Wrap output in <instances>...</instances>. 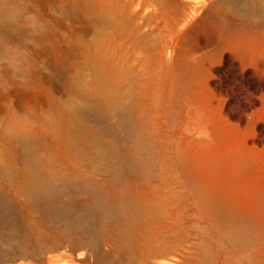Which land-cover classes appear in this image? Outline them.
<instances>
[{
    "label": "rangeland",
    "instance_id": "374dc122",
    "mask_svg": "<svg viewBox=\"0 0 264 264\" xmlns=\"http://www.w3.org/2000/svg\"><path fill=\"white\" fill-rule=\"evenodd\" d=\"M113 1L115 6L100 0H0V149L12 164L10 175L0 167L4 200L0 264H43L45 256L44 264L67 263L71 258L75 264H94L80 259L87 252L68 242V222L92 201L84 191L85 181L79 178L69 188L75 196L61 195L53 202L30 201L27 191L36 187L39 176L46 175L50 156L70 172L90 171L89 180H108L111 173L96 165L99 158L82 157L78 147L88 134L105 144L128 145L130 137L108 105L115 97L136 107L143 84L159 90L155 119L163 123L166 141L159 155L172 157L175 173H199L202 182L213 179L233 201L237 198L244 205L256 202L253 196L264 191V0H214L208 26L218 30L221 51L215 55L214 45L207 48L204 85L187 91L183 83L176 87L177 74L170 65L189 61L182 55V26L197 18L191 10L198 0H188L184 11L171 6V0H160L161 5L159 0ZM29 14L36 17L35 29L26 27ZM8 45L29 53L22 60L25 71L18 74L25 77L24 82L13 79L4 62ZM114 75L118 76L115 87L106 91L103 83ZM80 87L89 90L84 111L77 108L82 101ZM200 96L207 99L208 119L201 118ZM235 155L245 164L239 172L233 168ZM163 168L158 162L156 175ZM126 179L128 188L134 189L135 179ZM50 180L60 184L54 177ZM174 181L175 176L168 178V183ZM108 187L112 192L116 189L112 184ZM51 204L57 212L67 211L69 205L72 212L65 219L55 211H44ZM254 206L248 241H236L227 234V229L239 224L226 217H210L193 231L196 241L203 238L215 253L217 264H264V206ZM25 220L31 222L28 229ZM25 228L30 247L36 248L34 239L40 231L51 247L27 255L23 245L8 240L23 237ZM71 232L76 240L91 235L87 227L74 226ZM55 241L63 243L53 245ZM98 249L110 251L103 242ZM50 254L62 261L52 256L49 263Z\"/></svg>",
    "mask_w": 264,
    "mask_h": 264
},
{
    "label": "bare ground",
    "instance_id": "6f19581e",
    "mask_svg": "<svg viewBox=\"0 0 264 264\" xmlns=\"http://www.w3.org/2000/svg\"><path fill=\"white\" fill-rule=\"evenodd\" d=\"M161 2L157 1L159 5ZM187 2L188 0H171V6L184 11ZM213 2L214 0L196 1L191 12L197 18L191 24L182 26L185 29L182 41L184 53L182 55L190 62H172L170 65V70L177 74L176 87L179 89L182 83L185 91L189 88L203 86L204 63L209 58L207 48L214 45L216 47L215 55L221 51L218 30L208 26L209 20L213 18L211 14ZM102 3H110L111 6L112 4L115 6L117 2L100 0V4ZM222 22V20H218V24ZM200 35L205 37L204 40L200 38ZM238 39H242V37ZM167 50L170 56V50ZM117 80L118 76L114 75L105 84L103 83L105 90L109 91L114 88ZM155 86L152 84L140 86V101L134 108L132 104H123L121 100L111 95L114 101L108 107L115 112L120 124L129 135L128 145L122 143L117 147L105 144L95 136L88 134L85 144L78 147L82 157L95 156L99 158V163L96 165L107 168L111 173L108 180H89L87 177L90 171L79 169L70 172L63 164L55 162L53 156H50L46 175L39 176L36 187L27 191L30 201L49 200V202H53L61 195L75 196V193L69 188L79 178L85 181L86 189L84 191H88L92 196V201L77 213L74 220L68 222L67 227L69 230L68 242L71 247L80 248V251L81 249L85 250L83 254L87 252L85 257H80L82 260H91L94 264H211L212 262L217 264L215 253L209 251L203 238L197 242L193 237V231L210 217L216 219L226 217L229 221L239 224V228L227 229V234L236 241H248L249 232L253 227L251 213L254 211V203L264 206V191L253 196L256 202L244 205L237 198L233 201L228 190L221 189L212 177H208L209 180L212 179L211 181L202 182L199 173L177 174L174 172L172 157L167 155L160 157L159 152L166 141L162 134L163 123L155 119V111L161 101L159 90ZM77 91L82 96V101L77 105V108L84 111L85 104L88 103L84 96L89 90L86 87H80ZM198 100L199 107L202 106L201 118L208 119L206 97L200 96ZM202 125L203 128L206 126L203 123ZM54 130L57 132L56 129ZM176 156L180 161H184L179 152L176 153ZM158 162L164 168L162 173L156 175ZM232 162L235 172H239L245 165H243L242 158L236 155ZM0 167L4 168L8 175L11 174L12 164L5 159L1 149ZM129 176L135 179L134 189L128 188L126 178ZM154 176L158 178L156 182L152 181ZM171 176H175L174 183H168V178ZM50 177L56 178L60 184L52 182ZM111 180L117 181L119 184L114 185ZM109 184L116 187L113 192L108 190L110 189ZM3 202L4 200L0 196V208L3 207ZM57 209L51 204L45 207L44 211H55L58 216L65 219L72 212L69 205L68 210L64 212L59 210L57 212ZM93 221L97 224L96 227L93 226ZM23 223L27 229L31 226V222L28 220ZM74 226L87 227L91 233L90 238L87 240L74 239L71 232ZM26 228L23 231L25 233L23 237L8 240L10 242L15 240L23 245L27 255L34 254L35 249L44 252L51 247V243L45 244V234L42 231L38 232L34 239L37 244L36 248L30 247ZM102 242L110 247V251L98 249V245ZM52 243L56 245L63 242ZM62 250L61 255L66 256L65 252L62 254ZM52 256H48V258L50 257L49 263L52 262L51 258L57 259L55 255ZM45 257L44 260L47 258ZM58 261L56 262L58 263ZM65 261L59 263L75 264L72 258L68 259L67 263ZM39 262L41 263V261ZM20 264L22 263L20 262Z\"/></svg>",
    "mask_w": 264,
    "mask_h": 264
},
{
    "label": "clouds",
    "instance_id": "9594fccd",
    "mask_svg": "<svg viewBox=\"0 0 264 264\" xmlns=\"http://www.w3.org/2000/svg\"><path fill=\"white\" fill-rule=\"evenodd\" d=\"M26 27L30 29H35L36 27V17L32 14H29L26 17ZM27 55H29L26 49H20L15 45H8L4 49V62L8 64L13 73V79H18L21 82H24L25 77L23 75H18L23 73L25 70L22 66V60Z\"/></svg>",
    "mask_w": 264,
    "mask_h": 264
}]
</instances>
